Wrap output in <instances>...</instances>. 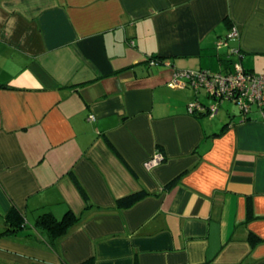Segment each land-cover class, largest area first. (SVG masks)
Masks as SVG:
<instances>
[{
    "label": "crops",
    "instance_id": "1",
    "mask_svg": "<svg viewBox=\"0 0 264 264\" xmlns=\"http://www.w3.org/2000/svg\"><path fill=\"white\" fill-rule=\"evenodd\" d=\"M230 49L264 75V0H0V232L12 206L26 221L0 264H264L262 112L191 113L171 85ZM68 211L50 243L36 219Z\"/></svg>",
    "mask_w": 264,
    "mask_h": 264
},
{
    "label": "built area",
    "instance_id": "2",
    "mask_svg": "<svg viewBox=\"0 0 264 264\" xmlns=\"http://www.w3.org/2000/svg\"><path fill=\"white\" fill-rule=\"evenodd\" d=\"M239 36V30L234 27L226 37L218 39L217 48L228 46L231 38ZM238 54L239 50L230 49L228 58L232 59L231 56ZM149 63L151 66L171 65L169 61L157 59H151ZM171 85L194 90L196 98L188 105L191 113H204L214 117L218 114L220 106L228 100L234 102L243 115L250 114L252 109L257 107L264 116V75L246 69L238 60H231L228 68L220 71L175 70ZM202 92L209 100L207 103L201 100ZM90 118L93 119L94 116L91 115ZM164 160V154L157 151L145 161L144 166L151 170Z\"/></svg>",
    "mask_w": 264,
    "mask_h": 264
},
{
    "label": "trees",
    "instance_id": "3",
    "mask_svg": "<svg viewBox=\"0 0 264 264\" xmlns=\"http://www.w3.org/2000/svg\"><path fill=\"white\" fill-rule=\"evenodd\" d=\"M151 59L163 60L156 56H151L148 58V62ZM231 59H223V63L230 64ZM249 70V69H248ZM76 180V179H75ZM176 180L173 181L175 183ZM172 183V184H173ZM76 184L82 194L85 195V192L81 185L76 181ZM147 193L145 191H140L137 193L130 194L128 196L122 197L117 200L118 207L128 208L138 202L142 197ZM254 218L253 209L251 203L248 204V217L247 220L250 221ZM8 227L6 230L0 232V235H5L9 233H16L24 228L26 221L21 212L15 207L12 206L9 213L6 216ZM78 222V216L72 211L66 212L61 218L56 217L51 212H45L41 214L35 221V227L37 230L41 231L46 235L50 243H54L57 239L65 236ZM249 241L255 245L260 241V238L252 233L250 234ZM91 261H86L83 264H90Z\"/></svg>",
    "mask_w": 264,
    "mask_h": 264
},
{
    "label": "rangeland",
    "instance_id": "4",
    "mask_svg": "<svg viewBox=\"0 0 264 264\" xmlns=\"http://www.w3.org/2000/svg\"><path fill=\"white\" fill-rule=\"evenodd\" d=\"M193 92H194V90H193ZM223 104L224 105L221 109V112L225 111L227 108H228V110H235V112L240 110V108L232 101L227 100Z\"/></svg>",
    "mask_w": 264,
    "mask_h": 264
}]
</instances>
